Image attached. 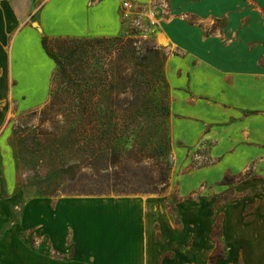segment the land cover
Segmentation results:
<instances>
[{
	"label": "rangeland",
	"instance_id": "obj_1",
	"mask_svg": "<svg viewBox=\"0 0 264 264\" xmlns=\"http://www.w3.org/2000/svg\"><path fill=\"white\" fill-rule=\"evenodd\" d=\"M187 6L203 14L185 15ZM121 12L120 34L165 55L151 90L170 110L169 184L160 193L68 191L73 162L55 157L66 142L50 135L61 116L44 111L53 85L61 88L56 66L46 93L0 100L10 107L0 127V264L69 260L88 242L143 247L145 262L157 249L158 264H208L219 220L224 256L213 264H264V0H121ZM181 19L229 61L197 79L202 92L191 89L197 60L175 39Z\"/></svg>",
	"mask_w": 264,
	"mask_h": 264
},
{
	"label": "trees",
	"instance_id": "obj_2",
	"mask_svg": "<svg viewBox=\"0 0 264 264\" xmlns=\"http://www.w3.org/2000/svg\"><path fill=\"white\" fill-rule=\"evenodd\" d=\"M52 41L58 52L51 49ZM41 42L57 66L53 82L61 86L53 85L44 111L54 118L61 116L62 126L50 135L66 142L65 152L57 149L55 157L68 156L73 162L68 191L162 192L170 179L172 154L166 127L170 110L151 89L163 82L164 53L147 40L125 34L44 35ZM80 167L84 171L77 178ZM219 221L212 229L215 248L208 264L224 256Z\"/></svg>",
	"mask_w": 264,
	"mask_h": 264
},
{
	"label": "crops",
	"instance_id": "obj_3",
	"mask_svg": "<svg viewBox=\"0 0 264 264\" xmlns=\"http://www.w3.org/2000/svg\"><path fill=\"white\" fill-rule=\"evenodd\" d=\"M185 10V15L203 14L190 6ZM210 10L205 11L204 17L209 16ZM181 22L180 28L186 30L172 27L179 36L175 39L197 60L198 64L191 67V89L202 92L207 84L197 79L210 81L216 72L225 70L229 61L212 50L207 39H194L190 34L193 27L185 19ZM122 27L121 0H0V100L2 95L16 98L24 93L48 91L56 63L42 46L44 35L110 37L119 35ZM161 36L167 39L164 33ZM200 84L203 89L198 88ZM9 110L8 104H0V127L6 123ZM108 246L88 242L86 247H79L75 257L50 259L48 264H158L161 254L156 249L145 262L143 247L140 250L137 246L119 245L120 249L115 251L113 246Z\"/></svg>",
	"mask_w": 264,
	"mask_h": 264
},
{
	"label": "bare ground",
	"instance_id": "obj_4",
	"mask_svg": "<svg viewBox=\"0 0 264 264\" xmlns=\"http://www.w3.org/2000/svg\"><path fill=\"white\" fill-rule=\"evenodd\" d=\"M159 41L163 43V42H165L166 40H165V38H164L163 36L160 35V36H159Z\"/></svg>",
	"mask_w": 264,
	"mask_h": 264
}]
</instances>
